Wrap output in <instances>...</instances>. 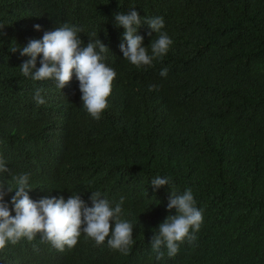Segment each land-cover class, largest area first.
Segmentation results:
<instances>
[{
    "label": "trees",
    "instance_id": "1",
    "mask_svg": "<svg viewBox=\"0 0 264 264\" xmlns=\"http://www.w3.org/2000/svg\"><path fill=\"white\" fill-rule=\"evenodd\" d=\"M131 10L162 17L173 41L151 66L120 50L114 14ZM65 24L81 30L82 46L109 48L103 62L116 77L99 120L83 107L75 70L60 90L24 77L30 57L12 52ZM137 34L151 54L159 33L143 24ZM0 158L29 174L33 201L80 194L91 207L99 191L114 207L123 197L134 240L123 255L81 233L58 251L38 234L9 242L0 264H264V0H0ZM156 176L171 185L154 191ZM0 183L16 188L7 173ZM188 188L203 216L196 240L157 260L150 241L170 214V191Z\"/></svg>",
    "mask_w": 264,
    "mask_h": 264
},
{
    "label": "clouds",
    "instance_id": "2",
    "mask_svg": "<svg viewBox=\"0 0 264 264\" xmlns=\"http://www.w3.org/2000/svg\"><path fill=\"white\" fill-rule=\"evenodd\" d=\"M114 21L116 27L125 30L123 41L126 43L119 45L123 58L137 68L151 66L153 60L162 59L173 43L166 33L161 32L164 28L162 17L145 18L142 21L138 12L131 10L127 14H114ZM143 24H147L152 32L159 33L158 38L150 43L151 54L149 46H142L144 38L137 34ZM34 27L39 31L41 26L37 24ZM80 31L65 24L54 31L45 32L40 40L30 39L26 46L13 49L12 52L19 50L21 56L30 57L20 65L24 77L34 81L53 80L60 90L70 83L75 70L83 107L93 119L99 120L108 107L107 98L111 95L116 72L103 62L109 48L100 39L89 40L82 46L83 42L78 36ZM41 54L40 67L37 68V57ZM167 73L168 69L164 68L160 75L166 77ZM155 87L150 86V90H155ZM41 92L42 89H37L33 97L38 105L45 103ZM51 101L55 106L52 98ZM4 173L11 176L16 188L13 190L7 186L5 190L0 183V250L5 249L9 242L15 245L23 238L32 241L39 234L42 242L64 251L65 246L74 247L83 233L93 239L97 246L103 245L107 239V245L112 250L123 255L130 253L134 243L133 226L121 218L123 197L114 207L106 198H102L99 191L92 192L89 197L91 207L80 194L71 195L66 201L63 196L33 201L29 197V191L32 190L29 174H13L5 160L0 158V174ZM151 185L155 191L165 185L170 186L171 181L168 177L156 176L151 180ZM12 192L15 194L11 196L10 208L5 196ZM173 209L174 215L171 214ZM167 210L170 214L150 241L157 260L163 259L165 254L169 258L175 257L185 241L193 243L196 240L195 233L203 222L202 212L196 207L191 188L183 194L171 190Z\"/></svg>",
    "mask_w": 264,
    "mask_h": 264
}]
</instances>
